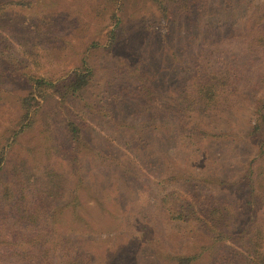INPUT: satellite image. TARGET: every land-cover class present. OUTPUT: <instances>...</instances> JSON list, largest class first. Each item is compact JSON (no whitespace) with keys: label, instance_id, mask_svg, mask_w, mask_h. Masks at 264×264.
Masks as SVG:
<instances>
[{"label":"rangeland","instance_id":"rangeland-1","mask_svg":"<svg viewBox=\"0 0 264 264\" xmlns=\"http://www.w3.org/2000/svg\"><path fill=\"white\" fill-rule=\"evenodd\" d=\"M84 61L94 71L89 87L62 102L55 92ZM212 75L225 107L209 125L182 104ZM33 76L58 87L11 150L3 206L7 178L53 164L65 173L63 194L38 229L90 264H165L198 252L196 264L238 261L245 234L214 246L199 215L173 222L162 198L177 190L224 199L237 210V232L252 207L264 213V0H194L169 19L156 0H0L1 134L17 128ZM72 119L84 146L69 152ZM12 221L0 224L9 240L8 228H21ZM53 256L68 259L62 249Z\"/></svg>","mask_w":264,"mask_h":264},{"label":"trees","instance_id":"trees-1","mask_svg":"<svg viewBox=\"0 0 264 264\" xmlns=\"http://www.w3.org/2000/svg\"><path fill=\"white\" fill-rule=\"evenodd\" d=\"M156 1L160 13L168 19L174 17V12L189 13L194 2V0ZM172 5L177 8L172 9ZM109 37L113 43L116 40L115 31H112ZM86 65L84 61V64L69 78L64 79L62 86L55 92L62 102L77 98L89 87L94 71ZM30 81H32V89L20 101L23 112L17 128L10 130L7 134L0 133V181L5 180L6 166L14 144L23 133L34 126L35 116L41 109L42 103L52 95L50 89L55 90L58 87L55 82L45 78L33 76L30 77ZM203 81L195 90V96L188 100L189 105L182 104V108L199 113L201 117L204 116L208 120L209 125H213L216 122L213 114L219 113L225 107L222 103L224 91L220 87L222 80L220 76L212 75ZM188 97L190 98V95ZM260 119L264 122V115H261ZM261 127L262 123L256 124L254 131L260 130ZM67 130L71 141L69 152L78 151L80 145L84 146V141L81 139V127L72 119L67 124ZM46 153L50 156L54 152L52 148H49ZM62 155L65 156V150ZM64 175L60 167L51 164L35 174L21 168L17 170L15 179L11 176L6 177L7 194L4 190L2 193L5 194L7 202L3 199L6 206L0 203V224L12 217V226L17 225L21 228H8L6 234L10 235V240L5 234L0 233V264H58L53 256V252L58 249H62L68 256V259L61 264H90L91 261L86 256L83 258L84 255L72 252L68 248L67 240L53 234L52 229L42 228V231L38 229L39 223H42L53 207L54 201L63 194ZM12 191L16 198L10 201L9 195ZM162 204L167 217L173 222H186L199 215L196 220L209 231V237L214 246L228 241L239 244L236 236L245 234V238H242L244 244H240L238 248L241 256L234 257L238 261L229 264H264V213H256L257 209L254 211L252 207L254 215L243 226L244 230L237 232L233 229L238 217L237 210L228 205L224 199L214 198L212 203H204L182 197L180 191L173 190L162 198ZM11 243L15 246V250L9 247ZM202 254L203 252L176 255L165 264H196ZM14 256L18 257V261L13 260Z\"/></svg>","mask_w":264,"mask_h":264}]
</instances>
